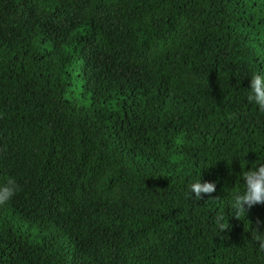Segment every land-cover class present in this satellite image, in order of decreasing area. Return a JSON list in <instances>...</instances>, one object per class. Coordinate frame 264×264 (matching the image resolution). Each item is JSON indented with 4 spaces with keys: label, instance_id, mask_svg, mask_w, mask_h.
<instances>
[{
    "label": "trees",
    "instance_id": "1",
    "mask_svg": "<svg viewBox=\"0 0 264 264\" xmlns=\"http://www.w3.org/2000/svg\"><path fill=\"white\" fill-rule=\"evenodd\" d=\"M256 70L264 0H0V264H264Z\"/></svg>",
    "mask_w": 264,
    "mask_h": 264
},
{
    "label": "clouds",
    "instance_id": "2",
    "mask_svg": "<svg viewBox=\"0 0 264 264\" xmlns=\"http://www.w3.org/2000/svg\"><path fill=\"white\" fill-rule=\"evenodd\" d=\"M249 87L247 88V101L254 104L261 112H264V71H254L249 76ZM213 165V164H211ZM209 165V166H211ZM239 179L243 183H237L230 191L229 212L218 213L212 218V221L219 229L224 231L225 221L228 224L229 216L240 218L245 217L247 210L253 206L264 204V161H256L251 168L245 170V166L241 167ZM21 190L19 183L12 176H7L0 183V206L7 204ZM216 191V183L210 181H201L195 179L189 185V196L199 201L203 198L202 194H211ZM209 200H217L212 199ZM259 223V222H258ZM252 239L257 246L264 250V232L253 230Z\"/></svg>",
    "mask_w": 264,
    "mask_h": 264
}]
</instances>
